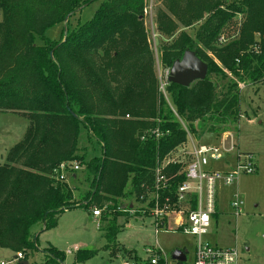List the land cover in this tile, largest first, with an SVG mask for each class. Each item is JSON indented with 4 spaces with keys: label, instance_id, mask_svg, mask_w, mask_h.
I'll return each instance as SVG.
<instances>
[{
    "label": "trees",
    "instance_id": "1",
    "mask_svg": "<svg viewBox=\"0 0 264 264\" xmlns=\"http://www.w3.org/2000/svg\"><path fill=\"white\" fill-rule=\"evenodd\" d=\"M92 1L0 0V113L27 119L22 139L0 165V248L22 252L23 261L36 249V224L54 228L62 212L92 203L114 215L105 233L113 242L120 230L115 218L126 214L119 206L151 187L157 162L196 133L194 123L205 116L214 131L229 130L239 120L238 84L264 79V0H99L93 16L58 41L44 35ZM150 1L160 5L153 22L166 40L161 65L170 68L191 50L208 66L205 79L188 87L168 82L167 98L158 90L144 21ZM237 15V35L221 43ZM191 27L193 35L186 31ZM82 131L99 145L89 160L79 152ZM74 162L90 178L78 200L58 178L64 163L74 180ZM178 170L180 164L166 168L169 175ZM183 180L174 177L172 187ZM43 253L44 264L65 258L52 245ZM95 254L78 249L75 260Z\"/></svg>",
    "mask_w": 264,
    "mask_h": 264
},
{
    "label": "rangeland",
    "instance_id": "2",
    "mask_svg": "<svg viewBox=\"0 0 264 264\" xmlns=\"http://www.w3.org/2000/svg\"><path fill=\"white\" fill-rule=\"evenodd\" d=\"M99 0H94L85 5L78 13L68 17L63 23L51 25L45 30V36L58 41L62 33L71 29L77 22L89 20L99 5ZM160 5L149 2L145 11V24L153 40V54L155 57V75L159 80V72L167 69L159 60V48L166 41L155 31L153 22L156 9ZM0 12V19H1ZM241 16L237 15L223 31L220 42L226 44L237 35ZM68 21V24H67ZM193 27L186 31L193 35ZM153 34L155 37H153ZM257 37V35H256ZM37 43H41L37 37ZM214 59L211 54H208ZM170 69V68H169ZM230 77V76H229ZM240 103L238 106L239 120L230 126L226 132L234 133L238 148L241 152H249L254 155L257 171L253 174H241L230 186H224L218 190V213L212 219L208 232L203 240L217 247H236L239 253V264H264V79L256 84L239 83ZM207 116L194 123L196 133L191 137L202 143L214 142L222 132H216L211 127ZM27 127V119L13 112L0 113V165L4 163L7 151L20 141ZM223 131V132H225ZM85 132L82 131L79 138V152L84 153L86 160L99 153V145L93 140H85ZM77 164V162H74ZM79 177L72 189L75 199H81L89 190V180L86 179L85 168L79 167ZM238 192L243 200L242 212L235 216L230 208V198ZM132 197L130 200H133ZM109 202L104 204L107 205ZM119 199V205L121 204ZM120 205L119 207H121ZM94 203L88 207H76L66 210L57 217V225L54 228L44 230L43 225L36 224L33 234L38 236L36 249L29 251L28 264H44L46 256L43 250L52 245L65 253L63 262L58 264H117L126 259L129 252L142 254L144 246H159L165 252L175 249H186L188 259L192 257L195 246L194 238L190 235L178 232L160 231L154 233L152 218L145 215L123 214L115 218V225L119 228L115 240L109 242L105 236L112 215L103 211L94 220L92 212ZM120 212H124L120 210ZM125 213V212H124ZM78 249L96 250V254L83 262L75 260ZM15 252L0 248V259L12 258Z\"/></svg>",
    "mask_w": 264,
    "mask_h": 264
},
{
    "label": "built area",
    "instance_id": "3",
    "mask_svg": "<svg viewBox=\"0 0 264 264\" xmlns=\"http://www.w3.org/2000/svg\"><path fill=\"white\" fill-rule=\"evenodd\" d=\"M168 75L169 68L159 72L158 90L165 98ZM152 134L157 137L160 132L154 130ZM173 164H180V170L169 175L166 168ZM73 168L77 170L78 166L74 164ZM65 169L66 164L61 163L60 180H67ZM256 171L254 155L239 150L234 133L222 132L211 143L196 141L188 134L185 143L157 162L151 187L143 186L145 189L137 199L125 201L118 210L152 218L155 235L160 231H178L192 236L195 243L192 257L188 259L186 249H175L185 256L184 260H179L172 258L174 250L168 253L157 245L144 246L141 255L133 253L117 264H239L236 247H217L203 240V236L218 213V190L232 185L241 174ZM179 175H183L184 180L172 187L171 180ZM229 204L235 216L242 212L243 200L237 191ZM92 215L98 218L101 209L95 208ZM23 259L24 254L16 252L12 258L0 259V264H20Z\"/></svg>",
    "mask_w": 264,
    "mask_h": 264
},
{
    "label": "water",
    "instance_id": "4",
    "mask_svg": "<svg viewBox=\"0 0 264 264\" xmlns=\"http://www.w3.org/2000/svg\"><path fill=\"white\" fill-rule=\"evenodd\" d=\"M207 69V64L200 60L194 51L185 50L182 57L172 63L167 80L170 83L188 87L197 80L205 79ZM171 256L179 260L185 258L180 250H174ZM20 263L28 264L27 261H21Z\"/></svg>",
    "mask_w": 264,
    "mask_h": 264
},
{
    "label": "crops",
    "instance_id": "5",
    "mask_svg": "<svg viewBox=\"0 0 264 264\" xmlns=\"http://www.w3.org/2000/svg\"><path fill=\"white\" fill-rule=\"evenodd\" d=\"M27 128V127H26ZM7 154V153H6ZM79 170V169H78ZM79 177V175L77 174V170H76V178L74 180H70V179H67L66 181L68 182V184L70 185V187L72 188V184L71 182H73V189L76 190L77 187L74 186L75 182L77 181V178ZM94 220H96V217H94Z\"/></svg>",
    "mask_w": 264,
    "mask_h": 264
}]
</instances>
